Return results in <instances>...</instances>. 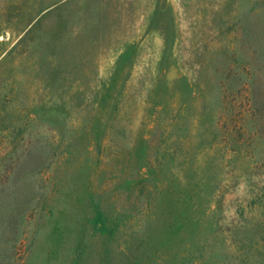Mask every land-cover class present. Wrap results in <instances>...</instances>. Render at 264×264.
<instances>
[{"label": "rangeland", "instance_id": "1", "mask_svg": "<svg viewBox=\"0 0 264 264\" xmlns=\"http://www.w3.org/2000/svg\"><path fill=\"white\" fill-rule=\"evenodd\" d=\"M0 264H264V0H0Z\"/></svg>", "mask_w": 264, "mask_h": 264}]
</instances>
